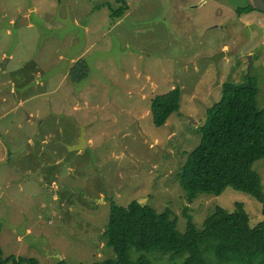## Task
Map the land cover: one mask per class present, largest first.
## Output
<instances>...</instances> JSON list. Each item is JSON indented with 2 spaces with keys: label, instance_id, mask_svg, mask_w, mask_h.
I'll return each mask as SVG.
<instances>
[{
  "label": "rangeland",
  "instance_id": "obj_1",
  "mask_svg": "<svg viewBox=\"0 0 264 264\" xmlns=\"http://www.w3.org/2000/svg\"><path fill=\"white\" fill-rule=\"evenodd\" d=\"M247 6L248 0H0L3 259L114 260L103 237L112 202L170 211L180 234L188 221L201 231L216 209L234 213L238 204L252 228L262 222V206L247 194L228 187L189 202L179 183L223 84L254 83L264 109V14L240 17ZM22 19L28 27H18ZM176 87L179 111L154 126L152 100ZM82 128L87 145L72 150ZM253 169L264 193V159ZM146 257L151 264L185 259Z\"/></svg>",
  "mask_w": 264,
  "mask_h": 264
},
{
  "label": "trees",
  "instance_id": "obj_2",
  "mask_svg": "<svg viewBox=\"0 0 264 264\" xmlns=\"http://www.w3.org/2000/svg\"><path fill=\"white\" fill-rule=\"evenodd\" d=\"M125 7L123 3L117 15ZM253 11L248 6L239 13ZM257 94L252 82L223 84L221 99L206 110L199 142L184 161L179 183L189 202L200 195L220 196L228 187L247 194L262 206V222L252 228L245 206L238 204L234 213L216 209L201 231L188 221L180 234L170 211L157 213L136 202L126 207L112 202L103 237L116 258L91 264H151L146 255L154 254L185 257L182 264H264L263 184L253 169L264 159V109L258 107ZM180 107L178 87L155 97L154 126H164ZM2 256L0 248V264H41L36 259Z\"/></svg>",
  "mask_w": 264,
  "mask_h": 264
},
{
  "label": "water",
  "instance_id": "obj_3",
  "mask_svg": "<svg viewBox=\"0 0 264 264\" xmlns=\"http://www.w3.org/2000/svg\"><path fill=\"white\" fill-rule=\"evenodd\" d=\"M248 2H249V6L254 11L264 14V0H248ZM27 26H28L27 20L22 19L18 27L22 28V27H27ZM215 60H216L215 58L209 59L210 62H214V63H215ZM85 136H86L85 130L82 128L79 143L77 145L71 147V149L72 150H78V151L84 150L86 145H87L86 140H85Z\"/></svg>",
  "mask_w": 264,
  "mask_h": 264
},
{
  "label": "flooded vegetation",
  "instance_id": "obj_4",
  "mask_svg": "<svg viewBox=\"0 0 264 264\" xmlns=\"http://www.w3.org/2000/svg\"><path fill=\"white\" fill-rule=\"evenodd\" d=\"M246 8H248V6ZM246 8H244V9H246ZM238 14L240 17H243L244 15H248V13H245L244 15H241L240 13H238Z\"/></svg>",
  "mask_w": 264,
  "mask_h": 264
},
{
  "label": "crops",
  "instance_id": "obj_5",
  "mask_svg": "<svg viewBox=\"0 0 264 264\" xmlns=\"http://www.w3.org/2000/svg\"><path fill=\"white\" fill-rule=\"evenodd\" d=\"M27 22H28V21H27ZM28 26H29V22H28ZM28 26H27V27H28Z\"/></svg>",
  "mask_w": 264,
  "mask_h": 264
}]
</instances>
